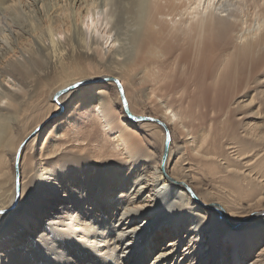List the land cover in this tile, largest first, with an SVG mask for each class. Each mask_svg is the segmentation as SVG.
Listing matches in <instances>:
<instances>
[{"label":"bare ground","instance_id":"6f19581e","mask_svg":"<svg viewBox=\"0 0 264 264\" xmlns=\"http://www.w3.org/2000/svg\"><path fill=\"white\" fill-rule=\"evenodd\" d=\"M92 1L73 0L75 22L65 4L48 13L40 2L39 29L27 18L9 30L17 49L0 57V262L50 264L38 234L54 217L81 233L60 239L63 264H144L147 233L135 240L115 218L124 204L115 199L137 180L149 193L172 191L166 210L144 219L170 217L169 253L151 264H264V0H141L125 57ZM20 86L31 109L7 115L22 103ZM177 205L207 222H183L192 218Z\"/></svg>","mask_w":264,"mask_h":264},{"label":"rangeland","instance_id":"374dc122","mask_svg":"<svg viewBox=\"0 0 264 264\" xmlns=\"http://www.w3.org/2000/svg\"><path fill=\"white\" fill-rule=\"evenodd\" d=\"M106 1H107V5H106L105 0H103V1L102 0H93L92 1L93 2V4H92L93 6H91V7L92 8L94 7V9H93V11L95 10L94 12H101L102 13V10L104 12V9H105L106 12L103 13L104 17L100 16L101 19L103 20L104 18L106 19L108 17L107 20L110 22L108 24V26L111 27V31H112L111 33H112L113 37L115 36L117 38V44L121 45L120 51L124 54L123 57L129 56L133 52L132 51V45L133 44H132V41H131V39H132L131 38L132 37L131 34L133 33V31L135 29L134 26H133L134 29H132L130 26H132V24H133L132 23V19H133V21H135L136 19L138 20L139 17H140V14H141L142 9H143V4H141L142 1L138 0V2H136L137 5L136 4L135 5L128 4L129 6L122 5L120 3L121 0H110L111 2L109 0H106ZM16 2L18 3V6L16 7V5H15V7H14V5H13L12 8H14V10L16 9L17 12L12 10L11 8L5 10L3 7L0 6V9L2 8L0 10V55H1L0 57L5 56V54L7 53L8 49L9 50L10 49H15V48L17 49V45L14 44L13 40L11 38H10L11 40L9 38L7 39L8 33H10L9 30L12 31V27L11 26H12L13 23L14 24L15 23H20L17 27H22V30H23V29H25L24 27L27 25L25 20H27V18H28L29 21H31V23L33 22L32 24L36 28H38V29L40 28L41 23H42V18L41 17L43 16L41 14L40 9H39L40 2L43 3V5H44V7L42 9H44L45 11L44 10L43 11L44 12H48V13L52 12V9L54 8V5H56V4H63L64 5L65 4L66 8L68 9L67 11L69 12L70 21L71 22H75L76 16L82 11V7L78 6V4L73 3V0H47V1L46 0L45 1H43V0H19V2L18 1H16ZM101 2H102V4H101ZM20 3H21V5H20L21 7L19 6ZM45 3H46V5H45ZM66 3L68 4V6H67ZM98 4H99V7H98ZM139 4H141V5L139 6ZM71 5H73V6H71ZM109 5L111 6V8L113 7L112 10H111L110 7H108ZM105 6H107V7H105ZM130 6H132V7H130ZM96 7H97V9H96ZM17 8H19V10ZM49 8H51V9H49ZM75 8H77V9H75ZM108 8H109V10H108ZM126 8H127V10H126ZM22 9L24 10V12H23ZM27 9L29 11L31 10L32 12L29 13V11ZM12 11H13V13H12ZM70 11H72L73 13L70 12ZM123 11H124V13H123ZM126 12H129V13L127 14ZM122 15H123V17H122ZM73 17H75V19ZM123 18H126V19H123ZM250 18L251 17L249 16L247 19L249 20ZM37 20H38V22H37ZM251 21H252V19H250V21H248V22L250 23ZM124 23H126L127 25L129 24V25L127 26ZM21 24L24 25V27ZM130 29H132V30H130ZM43 33L44 32H42L41 34L45 37V33L44 34ZM42 35L39 34V37L40 38H44ZM3 40H4V42H3ZM33 40H34V38L32 37V41ZM60 41L62 43L60 42L59 46H61L63 44V41L62 40H60ZM12 44L14 45V48H13ZM33 45H34V43H33ZM92 83L93 82H90V84H92ZM20 87H21L20 90L23 89L25 91V95H24V98L22 100V103L16 108V110L13 113L9 112V113H7V115H25L31 109L32 99L29 97V94L27 92V88H25L23 86H20ZM29 93H30V90H29ZM66 95H67V92L62 94V95H60V97H63V96H66ZM128 96H129V92H128ZM14 101H16L15 96H11L7 105H10ZM50 102L54 103L53 101H50ZM62 111H63V109L61 111H59L57 114H55L52 117V119L56 118V116L63 115V114H61ZM129 176H130L129 173L128 174L126 173L127 180L129 179ZM135 182H137V183H135L133 186H131V188L128 190V193L123 194L122 199H120L121 197L119 195L115 199L116 203L119 202V203L123 204V202H124V204H123L124 207L122 206L120 215L119 214L116 215L115 218L118 219V223H120V224L124 223V224H122V226H120L121 228L124 227V233L126 235L127 234H131V236L135 240L137 239V237L140 238L139 237L140 236L139 233H141V232L147 233L146 236L144 237V238H146V242L143 244V246H144L143 252H144L145 256H144L142 262L144 264H151V263L154 262V259L156 260V257L163 255L162 257H160L161 259H163L166 256L164 254L167 253V252L169 253V251H165L167 246H163L162 244H164L163 241L167 242L169 240V238H170V237L168 238V236L166 235V231L169 230V229L166 228L165 226H163L164 224L166 226L168 225L166 223L169 222V218L170 217L166 216V214H165L166 218H161V216H160V218H158L157 220H154L153 222L152 221L146 222L144 219H148V218H146V216L149 215L152 212H160V211L166 210L164 208V206L168 204V202H169L168 201V199H169L168 198L169 197L168 194L169 193L172 194V191H171L170 186L158 185V187L157 186L155 187L156 188L155 191H151L149 193L148 191H145V188H142L143 184L138 186L137 184H138L139 181L135 180ZM154 196L156 197V199H155V201H152L154 199ZM149 211H151V212H149ZM128 215H135L136 217L138 216L139 218H138L137 222L139 221V223H137V224L136 223H132L130 219H125ZM171 220H173V219H171ZM183 222L190 223L191 221L184 220ZM183 222H182V220L181 221L177 220L176 224L179 226L180 224H183ZM137 226H138V228H135ZM145 227H147L148 230H146ZM174 229H175V227H174ZM166 238H168V239H166ZM263 239H264V237H263ZM262 243H263V241H262ZM258 249H259V247H257L255 250L257 251ZM169 261H171V260H169ZM167 262H168V260H167ZM169 263L173 264L171 262H168V264Z\"/></svg>","mask_w":264,"mask_h":264},{"label":"snow or ice","instance_id":"6c2138e0","mask_svg":"<svg viewBox=\"0 0 264 264\" xmlns=\"http://www.w3.org/2000/svg\"><path fill=\"white\" fill-rule=\"evenodd\" d=\"M208 3L211 4L212 0H208ZM203 4V0H198V6H201ZM99 17H97L98 19ZM89 21H91V17L88 18ZM94 26V25H93ZM85 28H89V24L85 23ZM32 189L29 188L28 192H31ZM16 205H13L12 208H10L8 211H12ZM178 208L181 209V211L187 212L192 220V226L194 228H201L204 226V224L207 222L206 219H201L199 216L194 215L197 211H200V209L196 207H192L191 209L183 208L181 205H177ZM0 213H5L4 208H0ZM7 214V213H5ZM73 226L69 224L66 221H59L56 220L54 217L49 218V222L41 230L39 235V244L38 246L43 247L47 252L49 256V262L50 264H63V262L59 259L60 255V239L66 238L68 236H79L81 233L76 232L73 233L72 231ZM2 264V262H0Z\"/></svg>","mask_w":264,"mask_h":264}]
</instances>
